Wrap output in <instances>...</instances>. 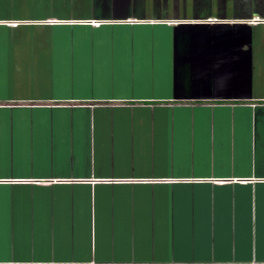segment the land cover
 I'll use <instances>...</instances> for the list:
<instances>
[{
    "label": "crops",
    "instance_id": "crops-1",
    "mask_svg": "<svg viewBox=\"0 0 264 264\" xmlns=\"http://www.w3.org/2000/svg\"><path fill=\"white\" fill-rule=\"evenodd\" d=\"M0 264H264V0H0Z\"/></svg>",
    "mask_w": 264,
    "mask_h": 264
},
{
    "label": "rangeland",
    "instance_id": "rangeland-1",
    "mask_svg": "<svg viewBox=\"0 0 264 264\" xmlns=\"http://www.w3.org/2000/svg\"><path fill=\"white\" fill-rule=\"evenodd\" d=\"M59 13H61V12H59ZM25 62H27V63H24V65H14V64L7 65V68L10 72H13V71H16L17 69L27 70V69H33V68H39L40 67L39 64L36 63L35 61H34L35 65H32L30 60L25 61Z\"/></svg>",
    "mask_w": 264,
    "mask_h": 264
}]
</instances>
